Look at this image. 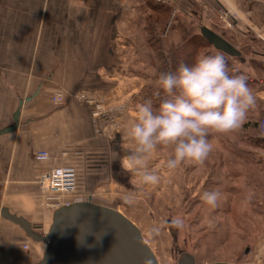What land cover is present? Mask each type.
<instances>
[{"label":"crops","instance_id":"obj_1","mask_svg":"<svg viewBox=\"0 0 264 264\" xmlns=\"http://www.w3.org/2000/svg\"><path fill=\"white\" fill-rule=\"evenodd\" d=\"M156 1L175 17L182 0ZM143 6L138 0H0V131L14 125L20 101L32 98L18 131L0 137V204L42 234L56 211L37 185L45 172L76 168L72 201L112 209L127 181L136 179L123 158L134 148L126 130L136 115V71L144 66L138 52L146 48L149 29L140 15ZM241 22L243 75L257 101L247 124L264 116V0H243ZM79 91L100 96L114 119L109 135H97L90 107L70 98ZM60 94L67 98L62 107L52 102ZM43 151L51 159L38 163L36 154ZM255 152L264 157V146ZM258 241L264 248V234ZM46 248L0 216V264H39Z\"/></svg>","mask_w":264,"mask_h":264},{"label":"rangeland","instance_id":"obj_2","mask_svg":"<svg viewBox=\"0 0 264 264\" xmlns=\"http://www.w3.org/2000/svg\"><path fill=\"white\" fill-rule=\"evenodd\" d=\"M138 1L144 5L140 15L153 32L150 37L145 33L146 48L138 50L144 66L136 71L137 105L148 99L158 105L155 82L160 73L175 71L171 62L187 43L193 44V49L198 47V54H222L230 70L243 74V0H182L175 17L173 11L164 17L154 15L160 20L158 26L148 22L153 12L147 2L154 5L156 0ZM223 13L227 22L221 18ZM203 31L221 36L242 56L233 58L215 50ZM255 123L244 122L227 134L210 133L213 151L201 165L184 162L170 170L165 161L171 148L161 147L147 165L160 182L145 185L138 175L127 181V190L119 193L113 209L141 230L160 264H178L184 254L193 256L196 264H264V248L258 241L264 234V157L255 152L264 146V139ZM213 190L221 194L215 208L200 199L204 191ZM177 217L183 220V227L171 226Z\"/></svg>","mask_w":264,"mask_h":264},{"label":"clouds","instance_id":"obj_3","mask_svg":"<svg viewBox=\"0 0 264 264\" xmlns=\"http://www.w3.org/2000/svg\"><path fill=\"white\" fill-rule=\"evenodd\" d=\"M155 83L159 103L154 106L148 99L136 106L126 130L134 148L123 158L145 185L160 182L159 175L147 169V161L159 148H171L165 161L170 170L184 162L201 165L213 151L209 134L238 130L257 102L247 77L230 70L222 54H198L191 64L160 73ZM220 195L218 190L204 191L200 199L215 208ZM183 224L179 217L171 221L173 227Z\"/></svg>","mask_w":264,"mask_h":264},{"label":"water","instance_id":"obj_4","mask_svg":"<svg viewBox=\"0 0 264 264\" xmlns=\"http://www.w3.org/2000/svg\"><path fill=\"white\" fill-rule=\"evenodd\" d=\"M213 47L229 57L241 53L221 36L203 31ZM32 98L21 100L13 116L14 125L0 131V137L20 128L21 112ZM0 216L19 228L35 243L47 246L39 264H160L141 230L118 210L79 201L55 211L46 234L38 232L28 220L12 214L0 204ZM178 264H196L184 254ZM229 264V263H217Z\"/></svg>","mask_w":264,"mask_h":264},{"label":"built area","instance_id":"obj_5","mask_svg":"<svg viewBox=\"0 0 264 264\" xmlns=\"http://www.w3.org/2000/svg\"><path fill=\"white\" fill-rule=\"evenodd\" d=\"M226 14L223 13L222 20L226 21ZM228 26H231L228 23ZM73 100L90 107L91 117L95 126L97 135H109L107 127L113 124L114 119L106 113L100 96L88 91H79L70 97ZM66 95L60 94L53 97L52 102L59 107L66 105ZM109 125V126H108ZM258 134L264 139V116L258 122ZM38 163H44L51 159L48 152H39L35 157ZM40 192L42 193L46 206L52 210H58L62 207L74 203L78 191V172L74 167L54 168L45 172L37 181ZM76 201V200H75ZM27 248V247H26Z\"/></svg>","mask_w":264,"mask_h":264},{"label":"trees","instance_id":"obj_6","mask_svg":"<svg viewBox=\"0 0 264 264\" xmlns=\"http://www.w3.org/2000/svg\"><path fill=\"white\" fill-rule=\"evenodd\" d=\"M144 3H145V0H144ZM147 5L149 7V10H151L153 12L152 15H150V17L148 18V22L149 23L154 22L155 26H158L160 24V20L155 19L156 17L154 15H157L159 17H164L166 15L171 14V11H172V9L169 6H167L161 2H158V1H154V5H152L150 2H147ZM152 32H153V30L149 27V29L147 30V36L150 37L152 35ZM204 38L208 41V39L205 36H204ZM208 43L211 45V43L209 41H208ZM211 46L213 47V45H211ZM194 47L195 46L193 44H189V43L180 47V51L178 53H176V56H177L176 61L171 62V63H173L175 70H176V68H178V66L181 63L191 64L193 62L194 58L198 55V52H199V48L197 47L196 49H193ZM259 121H260V119L258 121H256V123H255L256 129L258 127Z\"/></svg>","mask_w":264,"mask_h":264}]
</instances>
